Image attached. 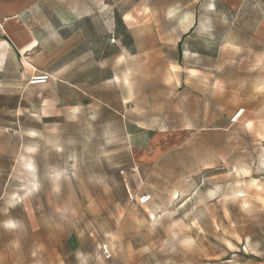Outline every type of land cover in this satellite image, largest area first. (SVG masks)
<instances>
[{
	"label": "rangeland",
	"instance_id": "374dc122",
	"mask_svg": "<svg viewBox=\"0 0 264 264\" xmlns=\"http://www.w3.org/2000/svg\"><path fill=\"white\" fill-rule=\"evenodd\" d=\"M214 2H47L86 40L12 71L0 264H264V16Z\"/></svg>",
	"mask_w": 264,
	"mask_h": 264
},
{
	"label": "crops",
	"instance_id": "0c3cea01",
	"mask_svg": "<svg viewBox=\"0 0 264 264\" xmlns=\"http://www.w3.org/2000/svg\"><path fill=\"white\" fill-rule=\"evenodd\" d=\"M48 1L51 0H0V111L11 110L6 89L12 80L19 79L13 77L22 74V78H28L30 68L31 72H46L43 64H53L69 56L86 40L84 28L68 19L74 11L57 9L49 13ZM247 1L216 0L214 5L239 13ZM253 1L260 4L264 16V0ZM52 36L54 44L49 43ZM15 67L17 75L12 77ZM56 97L59 101L58 92Z\"/></svg>",
	"mask_w": 264,
	"mask_h": 264
},
{
	"label": "built area",
	"instance_id": "2783aa9c",
	"mask_svg": "<svg viewBox=\"0 0 264 264\" xmlns=\"http://www.w3.org/2000/svg\"><path fill=\"white\" fill-rule=\"evenodd\" d=\"M50 78V75L47 72H39L38 74L33 76V84H41L46 82ZM151 200V196L149 194H141L138 197L139 204H147ZM102 252L104 255L109 256V250L106 246H103Z\"/></svg>",
	"mask_w": 264,
	"mask_h": 264
},
{
	"label": "bare ground",
	"instance_id": "6f19581e",
	"mask_svg": "<svg viewBox=\"0 0 264 264\" xmlns=\"http://www.w3.org/2000/svg\"><path fill=\"white\" fill-rule=\"evenodd\" d=\"M241 117V113H239L236 117V119H239Z\"/></svg>",
	"mask_w": 264,
	"mask_h": 264
}]
</instances>
